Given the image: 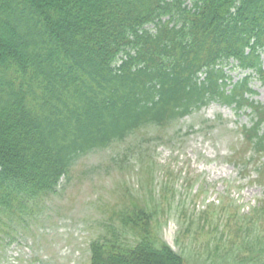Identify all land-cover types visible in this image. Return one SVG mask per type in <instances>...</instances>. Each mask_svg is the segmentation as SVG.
<instances>
[{
	"label": "trees",
	"instance_id": "16d2710c",
	"mask_svg": "<svg viewBox=\"0 0 264 264\" xmlns=\"http://www.w3.org/2000/svg\"><path fill=\"white\" fill-rule=\"evenodd\" d=\"M263 58L264 0H0V260L79 157L212 101L250 110L240 136L264 186V103L250 86H264ZM134 208L111 211L88 264H187Z\"/></svg>",
	"mask_w": 264,
	"mask_h": 264
},
{
	"label": "rangeland",
	"instance_id": "374dc122",
	"mask_svg": "<svg viewBox=\"0 0 264 264\" xmlns=\"http://www.w3.org/2000/svg\"><path fill=\"white\" fill-rule=\"evenodd\" d=\"M226 70L233 81L244 75L233 61ZM250 78L251 98L264 103V86ZM251 121L249 109L212 101L165 129L149 126L79 157L31 231L21 227L4 241L0 264H88L90 241L125 205L144 208L139 229L187 264L263 262L264 186L255 171L262 158L240 136Z\"/></svg>",
	"mask_w": 264,
	"mask_h": 264
}]
</instances>
